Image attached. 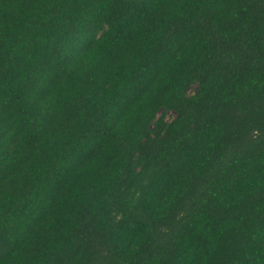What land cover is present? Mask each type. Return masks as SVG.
I'll use <instances>...</instances> for the list:
<instances>
[{
  "label": "trees",
  "instance_id": "1",
  "mask_svg": "<svg viewBox=\"0 0 264 264\" xmlns=\"http://www.w3.org/2000/svg\"><path fill=\"white\" fill-rule=\"evenodd\" d=\"M0 264H264V0H0Z\"/></svg>",
  "mask_w": 264,
  "mask_h": 264
},
{
  "label": "rangeland",
  "instance_id": "2",
  "mask_svg": "<svg viewBox=\"0 0 264 264\" xmlns=\"http://www.w3.org/2000/svg\"><path fill=\"white\" fill-rule=\"evenodd\" d=\"M173 115H174V113H173L172 111H167V112H165V114H164V118H165L166 120H170V119L173 117Z\"/></svg>",
  "mask_w": 264,
  "mask_h": 264
}]
</instances>
